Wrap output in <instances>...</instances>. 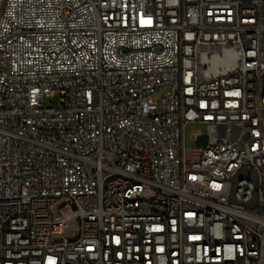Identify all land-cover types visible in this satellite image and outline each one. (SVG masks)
I'll use <instances>...</instances> for the list:
<instances>
[{
    "label": "built area",
    "instance_id": "obj_1",
    "mask_svg": "<svg viewBox=\"0 0 264 264\" xmlns=\"http://www.w3.org/2000/svg\"><path fill=\"white\" fill-rule=\"evenodd\" d=\"M0 264H264V0H0Z\"/></svg>",
    "mask_w": 264,
    "mask_h": 264
},
{
    "label": "rangeland",
    "instance_id": "obj_2",
    "mask_svg": "<svg viewBox=\"0 0 264 264\" xmlns=\"http://www.w3.org/2000/svg\"><path fill=\"white\" fill-rule=\"evenodd\" d=\"M155 98L158 99L159 98V94H156ZM57 101H58V97H54L52 99H48V98L45 99V103H47V104L49 102H52V103L56 104ZM194 129L201 130L202 132L206 131L205 125H202V124L192 125L191 127H189L188 130H187V133H186V141H185V146H186L187 149H190V148L195 146V141L190 138V133Z\"/></svg>",
    "mask_w": 264,
    "mask_h": 264
}]
</instances>
